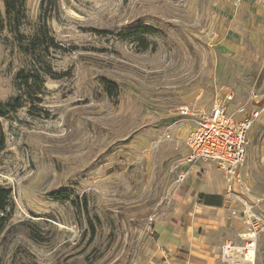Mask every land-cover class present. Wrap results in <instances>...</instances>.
Wrapping results in <instances>:
<instances>
[{
  "label": "rangeland",
  "instance_id": "obj_1",
  "mask_svg": "<svg viewBox=\"0 0 264 264\" xmlns=\"http://www.w3.org/2000/svg\"><path fill=\"white\" fill-rule=\"evenodd\" d=\"M43 1L26 0L20 36L14 22L0 32V104L23 100L0 118V185L13 189L0 264H164L156 227L178 211L197 240L186 257L205 235L217 249L215 213L204 222L194 200L176 197L183 175L196 179L185 139L231 90L232 111L260 112L240 183L230 191L223 178L228 235L246 243L244 211L264 217V0ZM140 25L153 30L147 50L124 37ZM41 27L54 42L30 98L16 81L28 66L18 40L29 46ZM260 234L254 264H264Z\"/></svg>",
  "mask_w": 264,
  "mask_h": 264
},
{
  "label": "built area",
  "instance_id": "obj_2",
  "mask_svg": "<svg viewBox=\"0 0 264 264\" xmlns=\"http://www.w3.org/2000/svg\"><path fill=\"white\" fill-rule=\"evenodd\" d=\"M236 101L233 90L226 92L223 100H218L210 113L204 114L195 122V128L185 139L188 158L185 161L190 169L200 166L202 170L215 168L230 184L240 183V171L247 158L248 132L259 118L260 112L248 109L247 105L238 104L236 110L230 109L231 103ZM182 116L193 117L189 108H182ZM187 173L179 182L187 180ZM244 221L250 227L246 243L242 246L233 243L225 244L221 257L223 262L235 264L255 262L257 235L264 232V217L249 208L244 211ZM251 250L254 257L250 256Z\"/></svg>",
  "mask_w": 264,
  "mask_h": 264
},
{
  "label": "crops",
  "instance_id": "obj_3",
  "mask_svg": "<svg viewBox=\"0 0 264 264\" xmlns=\"http://www.w3.org/2000/svg\"><path fill=\"white\" fill-rule=\"evenodd\" d=\"M195 128V127H194ZM186 164V163H185ZM187 165V164H186ZM187 166H190L189 164ZM193 171L196 172L195 183L186 184L184 183L180 186L181 193H179L176 197L177 202L183 201L186 197L194 200L197 208H201V212L203 213V221L212 220V214L215 213V227H216V242L217 249L213 244L212 236L205 235L204 242L201 243L200 250L191 251L190 256L186 257L187 254L184 251V248L190 245V241L192 240L195 244L197 240L190 235L189 228L184 225V221L187 218L185 212L178 211V217H175L173 220H167L164 223L159 224L156 229L157 233L160 236L161 244L167 246L166 249H162L161 253L163 254L164 264H228L223 262L221 257V252L225 244L233 243L234 245H244L245 242H231L233 240V236L231 237L229 234L230 231L236 233V227L234 223H230L227 221V212H225V206H221L219 208L200 205L198 202V196L200 194L214 195L219 196L223 195L226 192V183H224V177L219 171L215 168V171L218 175H212V171L210 173H204L200 166H195L192 168ZM179 205V204H178ZM183 206V205H181ZM185 206V205H184ZM242 219H244V215L242 214ZM190 220V217H188ZM189 225V224H188ZM244 227V226H243ZM245 231L247 232L243 235V240H245L247 235H249L250 227L245 226ZM261 234L259 233L256 240L257 248H258V240ZM259 237V238H258ZM264 248H261V258L264 260ZM195 254L196 257H192L191 255ZM257 255V253H256ZM199 257V258H198ZM250 263V264H254ZM235 264H247L244 262L235 263Z\"/></svg>",
  "mask_w": 264,
  "mask_h": 264
},
{
  "label": "trees",
  "instance_id": "obj_4",
  "mask_svg": "<svg viewBox=\"0 0 264 264\" xmlns=\"http://www.w3.org/2000/svg\"><path fill=\"white\" fill-rule=\"evenodd\" d=\"M45 1V0H44ZM43 1V4H44ZM26 0H5L4 1V12L0 9V32L5 31L11 27V23H15V32L17 36H20V30L22 27V22L26 18ZM153 33L152 29H149L145 26H137L132 30L126 32L124 37L135 41L137 44L143 47L144 50L149 48L147 36ZM49 38L47 27L42 30V27L37 30V32L30 38L29 46L24 45V41H19L20 52L28 58V66L24 68L17 76V85L20 91H23L24 96H30L33 98L36 96L38 85L36 81L39 80V75L42 70L41 59L46 57L50 44L52 45L54 40L49 38V41L46 40ZM51 75V72L46 73ZM107 92L110 96L116 95L118 93V85L110 83L107 85ZM40 89V88H39ZM22 96H17L15 99L11 100L9 103L0 104V118H5L10 116L11 113H15L23 107L22 105ZM4 133L0 128V150L4 148ZM65 193H58L55 195L56 200H68V197H64ZM12 197L13 189L4 187L0 185V235L2 230L5 227V224L8 220L7 216L10 215L12 211ZM198 202L200 205H206L211 207L219 208L224 204V198L214 195L200 194L198 196ZM87 207V203L85 204ZM85 210V209H84Z\"/></svg>",
  "mask_w": 264,
  "mask_h": 264
},
{
  "label": "bare ground",
  "instance_id": "obj_5",
  "mask_svg": "<svg viewBox=\"0 0 264 264\" xmlns=\"http://www.w3.org/2000/svg\"><path fill=\"white\" fill-rule=\"evenodd\" d=\"M253 255H254V251L251 250V252H250V256L254 257Z\"/></svg>",
  "mask_w": 264,
  "mask_h": 264
}]
</instances>
